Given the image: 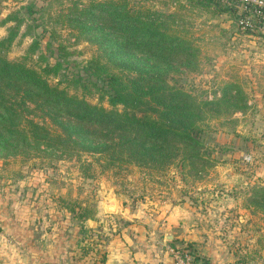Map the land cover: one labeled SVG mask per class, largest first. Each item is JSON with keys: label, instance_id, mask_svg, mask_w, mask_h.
<instances>
[{"label": "rangeland", "instance_id": "374dc122", "mask_svg": "<svg viewBox=\"0 0 264 264\" xmlns=\"http://www.w3.org/2000/svg\"><path fill=\"white\" fill-rule=\"evenodd\" d=\"M89 1L0 0V39L21 21L7 58L38 39L52 63L60 51L50 57V41L67 52L62 72L82 71L98 47L63 15ZM132 1L175 11L196 49L192 65L171 62L167 83L198 102L221 103L201 123L202 159L159 170L105 164L79 146L0 151V264H163L156 252L168 240L152 234L151 218L176 198L206 216L213 234L209 255L194 242L175 243L191 244L195 264H264V19L240 4L247 23L188 0ZM7 15L15 20L4 22ZM29 115L41 121L40 112Z\"/></svg>", "mask_w": 264, "mask_h": 264}, {"label": "trees", "instance_id": "16d2710c", "mask_svg": "<svg viewBox=\"0 0 264 264\" xmlns=\"http://www.w3.org/2000/svg\"><path fill=\"white\" fill-rule=\"evenodd\" d=\"M188 1L218 13L230 11L239 21L245 16L243 11L238 14V0ZM263 12L257 8V20L264 19ZM63 16L99 53L82 71L62 72L64 46L46 42L50 57L60 51L50 63L34 39L24 55L9 60L21 22L16 20L0 39V151L79 146L100 153L105 164L134 163L159 170L174 162L184 166L201 160V123L221 103L198 102L166 81L171 62L188 67L196 60L178 14L139 1L91 0L82 7L73 4ZM13 18L7 15L3 21ZM231 106L242 109L240 103ZM37 112L41 121L29 117ZM189 246L172 247L192 256Z\"/></svg>", "mask_w": 264, "mask_h": 264}, {"label": "crops", "instance_id": "0c3cea01", "mask_svg": "<svg viewBox=\"0 0 264 264\" xmlns=\"http://www.w3.org/2000/svg\"><path fill=\"white\" fill-rule=\"evenodd\" d=\"M170 204H164V208L157 216L151 218L152 221V234L159 233L157 236L165 238L167 233L172 235L171 241H165L163 244L165 250L162 254L156 252L158 257H162L163 264H173L172 253L170 249L176 242L188 241L197 244V248L203 253H208V248H211L213 234L210 233L206 221V216H197L193 210L187 208L181 199L176 198ZM204 220V221H203ZM153 236V235H152ZM159 239V238H158ZM177 240V241H176ZM155 243L157 238L152 239ZM210 264H216L212 258Z\"/></svg>", "mask_w": 264, "mask_h": 264}, {"label": "built area", "instance_id": "2783aa9c", "mask_svg": "<svg viewBox=\"0 0 264 264\" xmlns=\"http://www.w3.org/2000/svg\"><path fill=\"white\" fill-rule=\"evenodd\" d=\"M238 1L240 2V5L243 9H246L247 7L251 6L252 9L254 10V13L257 12V8H260L264 11V0H238ZM240 21L242 23H247V19L245 17ZM170 252L172 253L174 264H195L193 262L192 256H190V254L185 251L180 252L170 249Z\"/></svg>", "mask_w": 264, "mask_h": 264}, {"label": "water", "instance_id": "95a60500", "mask_svg": "<svg viewBox=\"0 0 264 264\" xmlns=\"http://www.w3.org/2000/svg\"><path fill=\"white\" fill-rule=\"evenodd\" d=\"M165 239L168 240V241H171L172 240V235L170 233H167L165 235ZM180 244H175V247H178Z\"/></svg>", "mask_w": 264, "mask_h": 264}]
</instances>
